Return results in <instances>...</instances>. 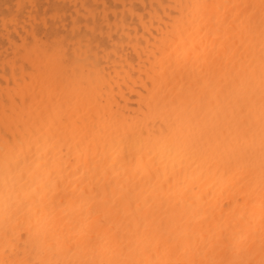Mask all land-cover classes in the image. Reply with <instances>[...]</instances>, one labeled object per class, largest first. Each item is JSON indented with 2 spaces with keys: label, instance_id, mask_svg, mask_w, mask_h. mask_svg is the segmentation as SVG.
I'll use <instances>...</instances> for the list:
<instances>
[{
  "label": "bare ground",
  "instance_id": "bare-ground-1",
  "mask_svg": "<svg viewBox=\"0 0 264 264\" xmlns=\"http://www.w3.org/2000/svg\"><path fill=\"white\" fill-rule=\"evenodd\" d=\"M248 4L257 7L240 18L253 17L250 30L215 23L244 11L231 5ZM259 4L0 0V12L9 10L0 13V259L6 248L22 256L25 247L35 260L53 258L39 241L20 238L18 229L48 213L65 218L59 235L72 244L60 259L110 258L117 245L137 260L168 259L166 247L177 245L181 258H199L197 250L221 226L234 237L236 258H244L240 250L256 231L258 259L260 156L258 149L242 154L237 142L251 127L258 144ZM57 37L84 57L75 81L62 76L59 88L41 47ZM177 49L189 53L187 62L177 61ZM193 94L194 105L172 104ZM88 99L93 111L99 101L109 119L118 117L104 136L86 118ZM162 113L171 114L166 127L183 126L184 134L159 138ZM140 127L153 128L152 138L129 139ZM21 128L28 136L8 143L5 133ZM205 152L211 160L201 158ZM105 201L121 211L91 233L98 245L93 252L79 246L84 220L78 214ZM228 201L231 207H223Z\"/></svg>",
  "mask_w": 264,
  "mask_h": 264
},
{
  "label": "snow or ice",
  "instance_id": "snow-or-ice-1",
  "mask_svg": "<svg viewBox=\"0 0 264 264\" xmlns=\"http://www.w3.org/2000/svg\"><path fill=\"white\" fill-rule=\"evenodd\" d=\"M178 11L181 6H177ZM233 9H243V12L236 13L233 17H224L223 21L216 20L215 23L222 24L230 30H250L253 23V17L248 15L245 20L240 17L244 16L247 10L255 9L256 5H231ZM259 8V39H260V69H259V84H260V116H259V133H258V144H257V134L253 128H248L242 137L238 139L237 147L242 154H250L255 151L259 152L260 156V185L259 193L261 200V217L260 225L258 229L259 235V246H258V259L256 258V231L250 234V237L245 240V247L241 248L240 255L244 258H236L237 250L234 247L232 241L234 239L233 235L228 233L227 230L221 226L219 228L218 234H216L210 244H206L203 250H197L199 258L197 255L188 257L184 254V258H181L179 254V245L175 246V249L171 247H166L165 252L170 257L163 260H155L151 258L147 259H132L127 258L130 249H126L117 245L116 248L110 249V258L102 259H87L80 258L76 260L71 259H60L57 258L65 250L71 251L72 244L68 240H61L59 233L63 231V225L65 224V218L59 217L58 219L53 218L51 213L46 215H38L36 224L33 225L31 220L27 222V226H18L20 232V238H26L27 242H32L34 240L39 241L42 245V250L48 254H51L53 258H46L41 260H35L31 256L30 250L25 247L24 254L21 256L19 253H15V248L13 252L15 255L9 254L7 248L5 249V258L0 259V264H264V0H260ZM47 54V66L48 74L50 78H55L57 82V88H59L62 76H67L70 81H75V78L79 75L78 66L83 64V54L80 49L74 48L73 44H70L67 38L57 37L54 40H50L45 44L41 45ZM177 61L183 60L187 62L189 59V53L187 51L181 53L177 49L176 54ZM201 82L198 79L196 81V86H200ZM72 84L69 83L67 88H71ZM66 88V91H67ZM224 89L221 87L220 92ZM73 99H76L75 95ZM217 99H219V93L217 94ZM195 104V94H193V99L191 101H185L180 99L172 100L173 105L179 104V106L185 103ZM79 104L80 101L77 100ZM201 109L203 108V98L200 101ZM92 104L91 99L84 101L83 106L88 110L87 119L93 122V131L100 136L108 131L109 128H115L118 122V117H113L109 119L107 115L106 106L101 107L100 102L97 101L96 110L93 111L90 105ZM210 114V113H209ZM198 115V114H197ZM171 118V114H161L157 118V122L160 123V129L158 132L159 138H168L173 135L180 136L183 135L185 129L183 126L176 128L173 125L165 126L168 124ZM66 127H71V124L64 122ZM191 127V125H189ZM207 132V125L201 129V138ZM21 134L27 137L29 132L21 128L20 132L13 129L11 135L7 132L5 133L8 143L21 142ZM35 130H32V135H35ZM134 136L147 137L151 139L153 136V128H148L145 130L140 127L129 135V139ZM191 139L190 134L185 136V141ZM211 142V135H209V143ZM149 157H151V150L148 152ZM202 159L211 160L208 153H201ZM171 180H169V183ZM163 190V186H161ZM231 201H228L223 205V207L230 208ZM120 209L113 206H109L107 201L103 202L101 206L96 208H88L87 214L84 211L79 212V216L84 220V225L81 226L79 241V246L85 248H91L95 252L98 245L93 241L91 233L98 229H103L108 224L112 215H119ZM14 232L16 229L13 230ZM139 232V226L137 227V233ZM7 235V229H6ZM148 252V250H145ZM150 256V253H149Z\"/></svg>",
  "mask_w": 264,
  "mask_h": 264
},
{
  "label": "rangeland",
  "instance_id": "rangeland-1",
  "mask_svg": "<svg viewBox=\"0 0 264 264\" xmlns=\"http://www.w3.org/2000/svg\"><path fill=\"white\" fill-rule=\"evenodd\" d=\"M2 7L4 8L5 6H2ZM3 8L1 9V11H3L2 13H4V11L8 9V7H7V9H5V10H4ZM7 11H9V10H7ZM5 12H6V11H5ZM0 13H1V12H0ZM2 13H1V14H2ZM4 14H7V13H4ZM48 14H49V13H48ZM48 14H47V15H48ZM3 79H4V78H3Z\"/></svg>",
  "mask_w": 264,
  "mask_h": 264
}]
</instances>
